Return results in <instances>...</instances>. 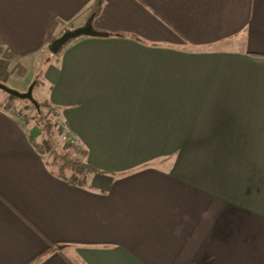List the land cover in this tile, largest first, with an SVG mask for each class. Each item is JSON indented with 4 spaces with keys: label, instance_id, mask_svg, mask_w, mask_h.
Instances as JSON below:
<instances>
[{
    "label": "crops",
    "instance_id": "0c3cea01",
    "mask_svg": "<svg viewBox=\"0 0 264 264\" xmlns=\"http://www.w3.org/2000/svg\"><path fill=\"white\" fill-rule=\"evenodd\" d=\"M37 81L99 172L0 93V264H264V0H0V84Z\"/></svg>",
    "mask_w": 264,
    "mask_h": 264
},
{
    "label": "trees",
    "instance_id": "16d2710c",
    "mask_svg": "<svg viewBox=\"0 0 264 264\" xmlns=\"http://www.w3.org/2000/svg\"><path fill=\"white\" fill-rule=\"evenodd\" d=\"M38 84L39 81L36 82V86ZM8 97L12 100H18L14 96H11L9 94ZM39 104L40 111H38L37 108L31 102L30 107H32L35 111V116L33 117V119L36 125L41 129V133L47 138L46 142L51 151L48 153V155L51 157V163L48 162V165L52 169L54 174L63 179H68V177H72L73 181H76L77 183H83V180L87 175L92 173H98V170L74 158L75 154L80 155L82 158L86 157L87 153L83 149L71 147L74 150L66 152L59 151L55 140L53 122L44 112V110H47L50 111L51 114H53L54 116H57V110L55 107L48 103L39 102ZM30 107L28 106V108ZM50 251L52 250L50 249Z\"/></svg>",
    "mask_w": 264,
    "mask_h": 264
},
{
    "label": "rangeland",
    "instance_id": "374dc122",
    "mask_svg": "<svg viewBox=\"0 0 264 264\" xmlns=\"http://www.w3.org/2000/svg\"><path fill=\"white\" fill-rule=\"evenodd\" d=\"M49 58H54L55 57V54L49 53ZM46 61V59L44 60ZM45 63V62H44ZM34 84V83H33ZM31 84V86L33 85ZM8 88L14 90V91H17L19 93H22L21 91L17 90L16 86L13 84V82H10L9 84H5ZM30 86V87H31ZM29 87V88H30ZM39 85L36 86V89L34 90L33 92V97L34 99L37 101V102H41V97H40V89H39ZM28 88V90H29ZM28 90L26 92H28ZM26 92H23V93H26ZM1 94L5 95V96H8L7 93L3 92V91H0ZM17 99V98H16ZM15 102V105L13 104V106H11V110L18 114V115H21V117H24V121H28L29 123H31L32 125H36L33 117L35 116V111L32 107H30V101H27V100H13ZM27 106H29L30 108L27 109ZM15 108V109H14ZM45 114L48 115V117L50 118V120L53 122V127H54V133H55V140H56V143H57V147L59 149V151H70V150H74L72 149L71 147H76V145H72L66 138H65V132H67V128L66 126L64 125V123H60L58 122V117L57 116H54L53 114H51L50 111H47V110H44ZM22 113V114H20ZM47 138L45 137V135L41 134V138L39 139L40 142L43 143V145H45V147L47 148L48 150V153L51 152L50 151V148L49 146L47 145V142H46ZM78 143V142H77ZM78 146H80V149H82L81 145L78 143ZM77 156H80L78 154H75L74 158L77 159ZM81 157V156H80ZM47 161L51 163V157L49 155H47Z\"/></svg>",
    "mask_w": 264,
    "mask_h": 264
},
{
    "label": "water",
    "instance_id": "95a60500",
    "mask_svg": "<svg viewBox=\"0 0 264 264\" xmlns=\"http://www.w3.org/2000/svg\"><path fill=\"white\" fill-rule=\"evenodd\" d=\"M107 34H102L99 32H96L93 30V28L88 25L85 28H81L75 31H69L63 34L60 38L56 39L52 44L50 45V51L53 54H58L59 51L62 49L64 45H66L69 41L79 38L81 36H106ZM35 83L29 88L28 92L26 93H19L17 91H14L10 88H8L4 84H0V91H3L11 96H14L17 99L20 100H27L30 101L38 111H40V104L37 102L33 97V92L35 88Z\"/></svg>",
    "mask_w": 264,
    "mask_h": 264
},
{
    "label": "built area",
    "instance_id": "2783aa9c",
    "mask_svg": "<svg viewBox=\"0 0 264 264\" xmlns=\"http://www.w3.org/2000/svg\"><path fill=\"white\" fill-rule=\"evenodd\" d=\"M13 112V111H12ZM65 138L72 144V145H76V147L78 149H80V146H78L77 140L70 137L68 133L65 132Z\"/></svg>",
    "mask_w": 264,
    "mask_h": 264
}]
</instances>
